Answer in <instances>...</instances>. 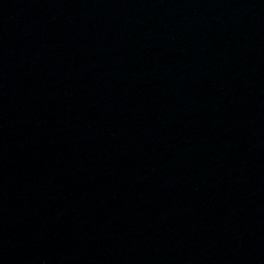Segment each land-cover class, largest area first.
Segmentation results:
<instances>
[{
	"label": "water",
	"instance_id": "obj_1",
	"mask_svg": "<svg viewBox=\"0 0 264 264\" xmlns=\"http://www.w3.org/2000/svg\"><path fill=\"white\" fill-rule=\"evenodd\" d=\"M0 264H264V0H0Z\"/></svg>",
	"mask_w": 264,
	"mask_h": 264
}]
</instances>
